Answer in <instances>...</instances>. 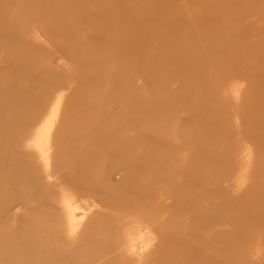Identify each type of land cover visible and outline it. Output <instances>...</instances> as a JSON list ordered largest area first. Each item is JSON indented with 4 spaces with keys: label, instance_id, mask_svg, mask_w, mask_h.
<instances>
[{
    "label": "bare ground",
    "instance_id": "1",
    "mask_svg": "<svg viewBox=\"0 0 264 264\" xmlns=\"http://www.w3.org/2000/svg\"><path fill=\"white\" fill-rule=\"evenodd\" d=\"M0 264H264V0H0Z\"/></svg>",
    "mask_w": 264,
    "mask_h": 264
},
{
    "label": "rangeland",
    "instance_id": "2",
    "mask_svg": "<svg viewBox=\"0 0 264 264\" xmlns=\"http://www.w3.org/2000/svg\"><path fill=\"white\" fill-rule=\"evenodd\" d=\"M241 117L240 116H238V119H240ZM232 120H233V118H231L230 119V121H228V124H227V126H228V128L230 129V127L232 128V126H234V124L232 123ZM236 120V119H235ZM246 150H248V151H251V154H250V158H249V160H248V163H246V171H243L239 176L238 175H236L235 176V178H232L233 179V183L234 184H237V183H241V181H242V183L244 184V185H246V182L248 183V185L249 184H251V182H252V180H254L255 179V177H253V176H256L255 175V167L257 166V160L255 159V157H252L251 155H253V153H252V150H251V148H252V142H250V141H246ZM249 145H250V147L251 148H249ZM254 156V155H253ZM256 164V165H255ZM255 167H254V166ZM253 172H252V171ZM250 171V172H249ZM246 172H248V173H246ZM249 175H250V177H249ZM254 178V179H253ZM251 179V180H250ZM251 181V182H250ZM250 186V185H249ZM242 187V186H241ZM242 188H244L245 190H246V192H247V186L246 187H242ZM258 217L256 218V219H261L260 217V215L258 214L257 215ZM220 224H222V222H220ZM219 228V227H218ZM258 232H260V231H257V232H253V233H248L247 235H246V237H245V240H246V242H248V244L250 245V247H249V249H252V247H253V245L255 244V240L256 239H258L259 240V235L261 234V233H258ZM250 251V250H249ZM260 261V260H259Z\"/></svg>",
    "mask_w": 264,
    "mask_h": 264
}]
</instances>
